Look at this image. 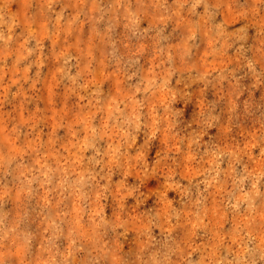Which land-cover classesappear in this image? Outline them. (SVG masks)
<instances>
[{
  "label": "clouds",
  "instance_id": "obj_1",
  "mask_svg": "<svg viewBox=\"0 0 264 264\" xmlns=\"http://www.w3.org/2000/svg\"><path fill=\"white\" fill-rule=\"evenodd\" d=\"M0 264H264V0H0Z\"/></svg>",
  "mask_w": 264,
  "mask_h": 264
}]
</instances>
